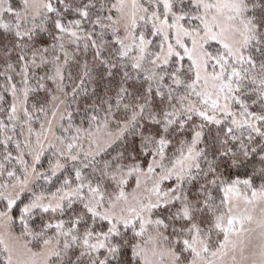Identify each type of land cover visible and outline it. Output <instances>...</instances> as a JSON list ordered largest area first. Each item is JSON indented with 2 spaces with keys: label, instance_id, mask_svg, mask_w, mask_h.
<instances>
[{
  "label": "snow or ice",
  "instance_id": "snow-or-ice-1",
  "mask_svg": "<svg viewBox=\"0 0 264 264\" xmlns=\"http://www.w3.org/2000/svg\"><path fill=\"white\" fill-rule=\"evenodd\" d=\"M0 264H264V0H0Z\"/></svg>",
  "mask_w": 264,
  "mask_h": 264
}]
</instances>
